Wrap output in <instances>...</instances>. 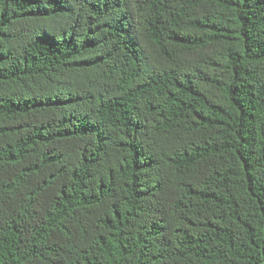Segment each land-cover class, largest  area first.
I'll use <instances>...</instances> for the list:
<instances>
[{
	"label": "trees",
	"instance_id": "16d2710c",
	"mask_svg": "<svg viewBox=\"0 0 264 264\" xmlns=\"http://www.w3.org/2000/svg\"><path fill=\"white\" fill-rule=\"evenodd\" d=\"M0 264H264V0H0Z\"/></svg>",
	"mask_w": 264,
	"mask_h": 264
}]
</instances>
